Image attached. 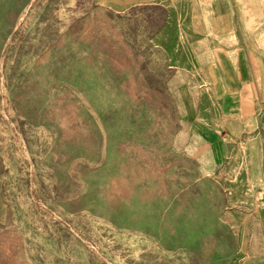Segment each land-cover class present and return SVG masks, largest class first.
<instances>
[{"label": "rangeland", "instance_id": "374dc122", "mask_svg": "<svg viewBox=\"0 0 264 264\" xmlns=\"http://www.w3.org/2000/svg\"><path fill=\"white\" fill-rule=\"evenodd\" d=\"M233 38L264 93V0H0V264H264V114L206 75Z\"/></svg>", "mask_w": 264, "mask_h": 264}, {"label": "crops", "instance_id": "0c3cea01", "mask_svg": "<svg viewBox=\"0 0 264 264\" xmlns=\"http://www.w3.org/2000/svg\"><path fill=\"white\" fill-rule=\"evenodd\" d=\"M231 25L233 26L232 14ZM221 42L215 48L220 49L221 54L218 56L212 54L210 65L208 64L207 67L208 71L206 69V75L213 97L219 103L223 116L226 120L230 119L229 121L235 122L236 116L251 114L254 109L262 111L264 114V93L261 92L260 75L256 65L258 60L250 50V45L243 42L241 38L225 39ZM218 83L221 85L219 92L216 87ZM260 126L259 135H263L264 120H260ZM195 133L194 140L199 142L212 141V139L218 140L216 132L196 128ZM215 143L212 158L214 160L227 158L228 152L217 157L216 151L222 147V143ZM260 153V167L264 179V145ZM256 215L258 223L264 229V201L258 204Z\"/></svg>", "mask_w": 264, "mask_h": 264}]
</instances>
